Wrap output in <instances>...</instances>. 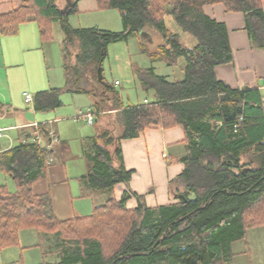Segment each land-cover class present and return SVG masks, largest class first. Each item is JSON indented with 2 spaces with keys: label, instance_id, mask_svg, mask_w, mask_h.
<instances>
[{
  "label": "trees",
  "instance_id": "16d2710c",
  "mask_svg": "<svg viewBox=\"0 0 264 264\" xmlns=\"http://www.w3.org/2000/svg\"><path fill=\"white\" fill-rule=\"evenodd\" d=\"M97 2L100 9L120 12L122 29L72 26L68 16L78 10L76 2L64 13L57 0H20L16 9L0 14V33H16L21 23L35 20L44 40L54 37L58 22L65 34L64 58L75 55L65 74L67 88L92 95L97 121L102 113L115 115L85 151L89 166L82 180L90 190L108 192L105 201L85 215L61 220L50 193L32 191L53 157L65 158V145L56 149L22 131L12 146L0 151V169L16 186L0 185V248L20 246L22 230L34 228L38 244L50 241L46 250L57 251L56 260L35 264L229 263L231 242L246 238L251 227L264 225V98L259 87L233 88L218 77L216 66L232 62V48L226 23L210 16L204 6L220 2L226 10L244 12L252 44L264 49L263 0ZM166 15L196 43L187 45L180 32L169 29ZM150 27L161 31L162 40L156 49L143 44L142 50L168 65H178L182 58L183 77L170 79L154 66L135 68L142 90L152 96L124 104L115 86L99 78L98 66L109 43L126 41ZM61 92V87L36 92L33 108L61 105ZM176 125L184 129V153L168 163L179 160L184 168L169 183L175 201L148 206L134 192L139 203L128 208L133 192L125 191L119 199L114 195L115 185L128 184L132 174L123 161L121 140L148 128ZM38 131L51 136L46 126Z\"/></svg>",
  "mask_w": 264,
  "mask_h": 264
},
{
  "label": "crops",
  "instance_id": "0c3cea01",
  "mask_svg": "<svg viewBox=\"0 0 264 264\" xmlns=\"http://www.w3.org/2000/svg\"><path fill=\"white\" fill-rule=\"evenodd\" d=\"M66 1L69 8L74 2L77 3L78 10L68 16L72 26H98L106 30H120L122 23H120L121 16L117 9H100L97 0ZM19 5L20 0H0V14L8 13ZM59 5L64 10L60 3ZM204 9L210 16L225 22L228 28L233 60L216 66L218 77L233 88L259 87L264 98V49L252 44L246 29L245 13L226 10L224 4L220 2L206 4ZM115 22L119 24L115 25ZM48 41L42 38L40 26L35 20L21 23L16 33H0V127L4 132V135L0 137V151L12 146L22 131L23 134H28L27 132L30 131L38 135L44 143L56 149L60 147V143L67 145L62 138L63 135L64 137L67 135V129L58 124L65 114H58L51 108L36 110L26 106L23 100V92L26 89H31L35 94L38 91L56 87L51 86L52 79L48 74L49 63L46 52ZM127 46L126 41L121 40L108 45L107 49V54H114L125 68L130 65V53ZM73 58L75 61V55ZM117 81L116 79L115 82ZM42 126H46L50 131V137H44L39 133V127ZM53 135L56 138L52 139ZM183 139L184 129L181 125L169 128L152 127L137 137L123 138L121 140L123 161L132 174L128 184L119 182L115 185L116 198H121L125 191L133 192L126 201V206L130 209L137 207L139 203L138 196L134 192L142 195L148 206L175 201L174 195L170 192L169 183L182 172L184 163L179 160L168 163V160H173L184 153V145L181 142ZM165 151L166 156H164ZM66 154L70 153L66 152ZM71 154L76 156L75 153ZM83 157L87 160L86 164L82 161ZM83 157L75 160H72L73 157L68 159L53 157L54 162L48 164L45 175L32 184V191L35 194L50 193L53 211L61 220L88 214L96 205L105 201L96 202L100 191L95 188L88 189L86 182L82 180V175L87 172L89 166L85 152ZM3 179L0 173V185L7 186V183L2 182ZM13 187H16L15 183ZM103 191L107 198L108 192ZM25 236L34 244H23L20 241V247H15L17 251L12 252L11 248H6L5 250L8 251L4 257L2 256L0 264H17L18 262L35 264L44 259L48 261L57 259L56 249L49 252L43 250L39 242L35 243L40 241L35 240V237L40 239L37 232L22 230L20 240ZM32 250H35L36 254L34 261L26 260L22 263L23 255L33 252Z\"/></svg>",
  "mask_w": 264,
  "mask_h": 264
},
{
  "label": "rangeland",
  "instance_id": "374dc122",
  "mask_svg": "<svg viewBox=\"0 0 264 264\" xmlns=\"http://www.w3.org/2000/svg\"><path fill=\"white\" fill-rule=\"evenodd\" d=\"M64 8L63 12L67 13L68 4L66 0H57ZM110 10V9H109ZM105 13V12H104ZM112 18V15H110ZM75 20L78 21V18L75 17ZM165 22L169 29L172 31L180 32L182 35V40L189 46H192L196 43L194 37L189 33L183 31L180 26L174 21V19L166 15ZM82 23V21H81ZM120 23H122L120 19ZM83 24V23H82ZM115 25H118L119 23ZM81 25V24H78ZM122 24L120 29H122ZM64 29L57 22L54 23V37L52 39H48L49 41L46 43V52L48 56V74L51 76L52 85L56 87H61L62 92L60 94V98L62 100V104L53 108L54 112L58 114H65V117L58 122L61 126L63 125L65 130L67 131V135L63 140L66 144H60L66 150L65 152H69L70 154H66L65 158L73 157L72 160L77 158H82L84 152L88 150V146L93 143V135L100 129L103 128L104 125H107V119H114L115 115L112 117L107 116L102 113V116L97 121L96 119L92 123H88L84 119V112H86L89 107H92L95 110L94 99L90 93L81 92V91H71L67 88L66 84V75L65 71H71V65L74 61L73 53L70 54L66 59L63 55V37ZM162 40V33L157 28L150 27L145 31H142L139 35H131L128 40H126L128 51L130 53V65L125 68L124 64H120L118 62V58L114 56V54L106 55L103 58L102 62V73L105 77L107 83L109 85L115 86L116 90L121 94L122 101L124 104L132 102L137 103L142 101L145 97L152 96V92H145L142 90L140 86V81L136 76L135 68L140 66H154L156 71L160 74H165L170 79H179L183 77V71L181 69V65H183L184 61L180 58L178 65H168L164 61H153L147 53L142 50V45L146 44V46L150 49H156L157 44ZM108 45H113L109 43ZM125 45V44H123ZM110 47V46H109ZM108 49V47H107ZM73 50V49H72ZM66 60V61H65ZM67 66V67H66ZM118 80L116 83L115 80ZM33 94L34 92L31 89H26ZM24 100V99H23ZM33 102V101H32ZM24 104L28 107L33 108V103ZM88 107V108H87ZM86 110V111H85ZM96 116V115H95ZM94 116V117H95ZM111 126V125H110ZM121 132V128L119 125L116 127V134ZM66 138V139H65ZM66 140V141H65ZM44 143V140L42 141ZM75 153V155L71 154ZM73 155V156H72ZM167 155L165 151L164 156ZM69 156V157H68ZM84 159V157H83ZM70 160V159H69ZM87 163L86 158L82 160ZM2 170V169H1ZM0 170L1 175L4 177L3 183H7V187L9 186L11 189L14 188V181L6 175L3 171ZM8 187V189H10ZM170 188V187H169ZM99 190V195L96 198V202L101 203L105 200L106 194L102 189ZM23 231H35L34 228H27ZM38 233V232H37ZM28 235V234H26ZM35 240H40L35 237ZM23 244H34L31 243L27 239L22 238ZM40 242L36 241L35 243ZM42 249L46 250L51 246L50 241H41ZM20 247V246H19ZM37 247V246H33ZM39 247V246H38ZM29 248V247H28ZM36 248V249H41ZM15 247H12L10 251H17ZM35 249V248H30ZM230 250L232 255L230 256V261L227 264H264V225L254 226L248 230V235L246 238L238 239L232 241L230 244ZM8 250L0 248V262L2 256H5ZM33 252L25 253L24 259L22 258V263L26 260H32L36 258L35 250ZM18 253V252H17ZM33 253V254H30ZM33 258V259H32ZM50 259V258H49ZM38 260V259H37ZM17 264H20L19 262Z\"/></svg>",
  "mask_w": 264,
  "mask_h": 264
},
{
  "label": "built area",
  "instance_id": "2783aa9c",
  "mask_svg": "<svg viewBox=\"0 0 264 264\" xmlns=\"http://www.w3.org/2000/svg\"><path fill=\"white\" fill-rule=\"evenodd\" d=\"M118 82V81H117ZM23 98L24 102L26 103H31L33 101V94L29 91H24L23 92ZM95 112L92 110V108H88L86 112H84V119L88 123H92L95 120ZM4 135L3 129L0 127V137ZM56 138L54 135L52 136V139Z\"/></svg>",
  "mask_w": 264,
  "mask_h": 264
},
{
  "label": "water",
  "instance_id": "95a60500",
  "mask_svg": "<svg viewBox=\"0 0 264 264\" xmlns=\"http://www.w3.org/2000/svg\"><path fill=\"white\" fill-rule=\"evenodd\" d=\"M103 58H104V57H103ZM102 70H103L102 65H99V66H98V76H99L100 79L103 78Z\"/></svg>",
  "mask_w": 264,
  "mask_h": 264
}]
</instances>
